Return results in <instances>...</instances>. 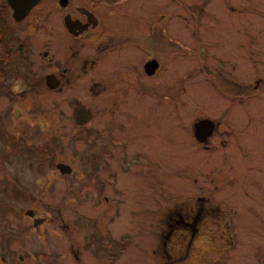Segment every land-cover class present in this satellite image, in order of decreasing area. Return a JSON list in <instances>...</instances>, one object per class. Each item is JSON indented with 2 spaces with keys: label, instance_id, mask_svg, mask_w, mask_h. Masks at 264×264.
<instances>
[{
  "label": "rangeland",
  "instance_id": "374dc122",
  "mask_svg": "<svg viewBox=\"0 0 264 264\" xmlns=\"http://www.w3.org/2000/svg\"><path fill=\"white\" fill-rule=\"evenodd\" d=\"M149 3L152 24L185 32L188 48L197 41L195 31L203 46L216 43L209 61L224 75L207 80L205 72H189L182 98L187 130L171 114L166 139L156 131L149 142L155 178L147 180L153 194L145 182L134 188L126 177L118 209L95 204L96 190L83 173V145L75 146L78 155L66 150L56 158L74 165L73 177L48 166L47 178L35 184L39 172L29 162L40 155L0 136V264H264V0ZM187 58L188 68L197 62ZM3 67L9 78L11 63ZM254 80L259 93L250 85ZM227 107L234 108L232 144L206 150L194 143L191 122L216 111L224 120L220 111ZM30 209L47 221L35 227Z\"/></svg>",
  "mask_w": 264,
  "mask_h": 264
},
{
  "label": "flooded vegetation",
  "instance_id": "af4514ba",
  "mask_svg": "<svg viewBox=\"0 0 264 264\" xmlns=\"http://www.w3.org/2000/svg\"><path fill=\"white\" fill-rule=\"evenodd\" d=\"M150 4L149 0H36L27 12L15 15L9 0H0V102L4 103L0 136L40 155L37 162H29L40 175L35 184L47 178L48 166L55 167L52 172L73 177L74 165L56 158L66 150L76 154L75 146L80 144L85 152V181L96 190V205L120 208L126 177L134 188L136 182H145L153 194L155 186L147 181L155 178L149 170V142L159 130L166 139L165 129L174 125L171 114L177 126L187 130L182 98L192 76L189 72H205L207 80L224 73L209 61L216 43L203 46L195 31L197 41L188 48L185 32L152 24L155 10H149ZM189 56H196L198 62L190 68ZM3 63L13 67L9 78ZM250 85L261 92L258 80ZM173 99L180 104L173 106ZM233 109H221L227 116L224 120L215 114L219 111L196 117L190 125L194 143L206 150L231 145ZM138 164L146 169L132 168ZM28 197L34 198L32 191ZM30 210L35 221H47L37 209Z\"/></svg>",
  "mask_w": 264,
  "mask_h": 264
},
{
  "label": "water",
  "instance_id": "95a60500",
  "mask_svg": "<svg viewBox=\"0 0 264 264\" xmlns=\"http://www.w3.org/2000/svg\"><path fill=\"white\" fill-rule=\"evenodd\" d=\"M36 2V0H9V3L12 5V7L15 10V15L17 13L22 14V12H27L29 10V8L32 6V4H34ZM201 123L197 124L198 129L201 127ZM62 170L64 169V165H60L59 166ZM27 214L30 216H34V211L33 210H28ZM44 221V219H36V221L34 222L35 226L37 227L38 225H40L42 222Z\"/></svg>",
  "mask_w": 264,
  "mask_h": 264
},
{
  "label": "trees",
  "instance_id": "16d2710c",
  "mask_svg": "<svg viewBox=\"0 0 264 264\" xmlns=\"http://www.w3.org/2000/svg\"><path fill=\"white\" fill-rule=\"evenodd\" d=\"M0 14H1V8H0Z\"/></svg>",
  "mask_w": 264,
  "mask_h": 264
}]
</instances>
